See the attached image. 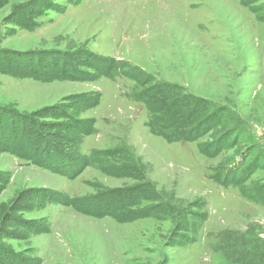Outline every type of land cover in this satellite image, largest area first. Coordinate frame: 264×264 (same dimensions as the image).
Instances as JSON below:
<instances>
[{
    "label": "rangeland",
    "instance_id": "374dc122",
    "mask_svg": "<svg viewBox=\"0 0 264 264\" xmlns=\"http://www.w3.org/2000/svg\"><path fill=\"white\" fill-rule=\"evenodd\" d=\"M34 1L0 0V56L10 55L15 70L20 61L34 66L53 54L76 53L115 67L108 75L88 68L95 80L50 82L0 70V106L7 112L54 106L95 120L92 134L63 133L74 140L60 142L54 157L73 171L82 168L85 154H94L76 178L0 151V173L11 176L0 192V246L24 264H264L263 200L209 176L257 167L245 189L255 196L264 187V0H55L61 9L40 3L41 15L23 16L18 7ZM140 81L204 99L210 114L220 113L221 125L197 142H168L147 126L146 100L137 94L148 84ZM199 143L223 150L210 157ZM141 183L150 194L131 200L128 209L150 215L130 222L67 205L70 198L103 204ZM38 189L49 192L32 200L25 195ZM16 201L22 210L13 212ZM200 202L209 212L204 224L198 219L203 210L194 207ZM159 205L165 208L152 213ZM172 206L196 212L190 232L180 231L182 218ZM195 230L196 242L187 243Z\"/></svg>",
    "mask_w": 264,
    "mask_h": 264
},
{
    "label": "trees",
    "instance_id": "16d2710c",
    "mask_svg": "<svg viewBox=\"0 0 264 264\" xmlns=\"http://www.w3.org/2000/svg\"><path fill=\"white\" fill-rule=\"evenodd\" d=\"M54 1L55 0H35L34 2L18 7V9L23 16L33 18L42 14V11L38 12L40 3L42 4L40 6L42 9H61V3H54ZM65 1L78 3L82 0ZM250 1L251 0H245L246 4H251ZM19 54L28 55V53ZM82 54H69L65 57L60 54H53L54 57H49V61L40 63V59H38V63H35L34 66L25 65L27 62L22 63V61H20V65L23 66L17 70H15L13 58L10 55H4L0 56V70L14 76L31 77L36 80L50 82L55 79L95 80L97 78V72H99V75H108V72H111L115 67L114 64L111 65L112 63L95 62L93 61L95 59H91V56L86 57V54ZM3 58L8 60L6 66L2 64ZM88 68H92L96 73L89 71ZM134 78L139 81L136 75H134ZM140 82L145 85L148 84L141 93L137 94V97L146 100L149 111L147 126H149L154 134L164 137L168 142H197L214 127L221 125L222 118L220 113L210 114L209 104L204 102V99L190 95L183 97L181 93L178 94L175 90L177 86L150 85L151 81H147L146 83H144V81ZM99 100L100 97L98 96L96 102L98 103ZM55 109L56 107L54 106L46 107L43 111L29 114H20L15 111H10V113L15 115L14 117L7 112V108L0 106V151L10 152L31 165L33 164L34 166L50 170L53 173L60 174L69 179L76 178L77 175L83 171L87 162L91 164L93 159L92 155L94 156V154H85L86 157L83 158L82 168L74 169L73 171H64L61 168L63 165H60L61 163H58L54 157L58 153L59 147H61L60 142L63 141L69 145V143L74 140L63 133L75 130L83 134H92L95 132V120L84 121L73 117L69 113H58ZM42 117L56 118V120H58V118L65 119L62 121L44 122L41 120ZM199 149L203 154L214 157L220 154L223 150V146L218 143L213 145L199 143ZM45 150L49 153L47 156L44 155L42 159L40 155L42 151ZM100 153L102 152L100 151L99 154ZM95 155H97L96 152ZM126 168L128 170L130 169V167ZM256 169L257 167H253L252 169L251 166L248 168L240 167L239 169L237 166L234 169L225 170L224 173L220 172L219 174L215 173L209 176L211 179L215 180L216 183L224 187L231 185L240 188L243 187V192L251 199L256 201L262 199L264 203V187L259 188L260 190L257 191L255 196H252L248 190L245 189ZM10 177L8 172L4 171L0 173V192L10 184ZM149 187V185L141 183L129 189L118 190L113 196L104 200L103 204H96L90 202V200L77 201L76 199L70 198V203H67V205L86 214L104 217L112 216L118 222H130L143 218L147 214L150 215V212L146 213L144 211L128 209L133 202H137L145 197V195L148 196L150 194ZM44 192L49 191H45L44 189L28 190L25 191V195L29 200H32L34 197L45 194ZM48 195L51 194L49 193ZM153 198L158 199L159 197L154 196ZM131 200H133V202ZM17 203L18 201L13 203V208H11L13 212L14 210H22V208L18 207ZM194 207L203 210L202 213H198V219L204 224L209 218L208 210L206 211L203 208L201 202ZM161 208L163 209L165 207H161L160 205L152 207V213L159 209L162 210ZM171 210L177 217L182 218V223L179 227L180 231L190 232L193 225L190 216L196 214V212L194 213L193 210L189 208H177L175 206H172ZM11 213L7 212L5 218H8ZM16 220H18L16 224L22 222L18 217H16ZM33 227L38 229L39 223H34ZM197 232L198 230H195L194 236L189 238L187 243L196 242ZM22 260L21 255L15 256L11 251L0 246V264H24Z\"/></svg>",
    "mask_w": 264,
    "mask_h": 264
},
{
    "label": "bare ground",
    "instance_id": "6f19581e",
    "mask_svg": "<svg viewBox=\"0 0 264 264\" xmlns=\"http://www.w3.org/2000/svg\"><path fill=\"white\" fill-rule=\"evenodd\" d=\"M155 2V1H154ZM125 18V17H124ZM123 20V19H122ZM218 50V49H217ZM221 50V49H220ZM222 51V50H221ZM215 52V51H214Z\"/></svg>",
    "mask_w": 264,
    "mask_h": 264
}]
</instances>
